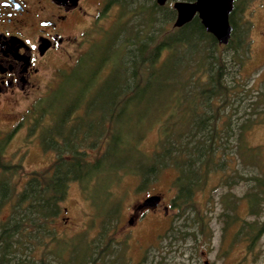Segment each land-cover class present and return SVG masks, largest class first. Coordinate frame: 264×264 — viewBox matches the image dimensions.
<instances>
[{
  "label": "trees",
  "instance_id": "16d2710c",
  "mask_svg": "<svg viewBox=\"0 0 264 264\" xmlns=\"http://www.w3.org/2000/svg\"><path fill=\"white\" fill-rule=\"evenodd\" d=\"M109 3L117 4L113 26L119 30L106 31L111 39L105 46H97L82 67L77 62L89 50L81 54L70 74H62L54 88L61 87L60 94L50 102L42 99L44 127L38 129L39 136L43 149L55 151V160L43 174L30 175L45 191L39 200L43 216L52 214L65 198L68 183L76 182L93 207L90 227L97 231L93 236L82 231L70 241L54 239L36 264H122L111 234L122 207L113 190L126 176L136 180L139 191L163 171L173 173L169 207L175 213L162 234L168 245L177 235L186 240L202 232L199 192L214 197L223 189L219 198L225 218L228 197H234L231 189L237 185H243L244 192L234 197L230 208L244 201L249 214H257L264 204V168L247 142L251 116L257 113L254 106L264 103L263 93L252 101L250 85L242 87L249 80L241 75L247 30L234 25L228 42L218 45L196 17L179 27L167 26L174 16L154 0ZM154 15L160 26L155 27ZM92 97L96 102L89 104ZM99 126L102 138L93 151L85 152L80 146L84 134ZM151 133L154 138L146 148ZM1 149L0 144V154ZM59 161L66 163L64 176L53 168ZM13 166L0 161L2 173ZM102 179L107 180L100 183ZM96 195L105 201H94ZM4 239L9 242L0 233V253L7 262L12 257Z\"/></svg>",
  "mask_w": 264,
  "mask_h": 264
},
{
  "label": "rangeland",
  "instance_id": "374dc122",
  "mask_svg": "<svg viewBox=\"0 0 264 264\" xmlns=\"http://www.w3.org/2000/svg\"><path fill=\"white\" fill-rule=\"evenodd\" d=\"M248 8H254L255 11L252 9L253 15L250 11L244 13L252 23L248 32L243 33L247 59L241 69V75L243 78H249L242 87L247 89L250 85L249 95L253 101L258 94H264V35L260 34L263 31L264 7L257 10V1L252 0ZM117 13V4L110 5V8L102 12L93 25L81 35V40L78 36L81 31H75L80 41L78 48L69 51V56L61 55L56 63L57 68L42 81V90H46V94H42L45 96L41 99L34 98L35 104L29 109L0 115V161L15 166L9 168L8 172L2 173L0 170V233L7 237L9 242L4 239L2 244L9 245L12 257L6 262L0 253V264H15V261L19 264H36L47 247L53 244L54 239L70 241L82 231L88 236H93L97 231L96 227H90L93 207L83 196L76 182L68 183L65 198L58 203L52 214L43 216L39 210V200L43 199L45 191L39 181L30 178V175L33 172L43 174L55 160V151L43 149L42 138L39 136L38 129L44 127L42 99L44 102H50L52 96L60 94L61 87L56 90L54 88L61 80L62 74L66 73L64 77L70 74L68 71L81 54L89 50L88 55L78 60L79 66L91 59L89 55L96 54L97 46H105L110 41L111 36L105 32L111 28L112 32L119 30L118 25L113 26ZM155 15V27L160 26L157 23L158 16ZM172 20L170 19L167 26L171 27ZM239 30L242 31L240 28ZM95 102V97L89 100V104ZM254 107L257 113L251 116L253 124L247 142L256 150L257 159H260L264 168V103ZM45 114L43 120H47ZM92 128L95 127L88 129L91 133L87 131L80 143L85 152L93 151L94 145L103 136L101 126L95 130ZM153 138L151 133L144 141V147L149 148ZM65 167L66 163L60 161L53 165L55 172H60L61 176L67 171ZM66 178L64 177L65 180ZM172 178L173 173L170 170L163 171L147 188L137 191L136 180L126 176L121 178L122 185L114 188V194L121 198L122 207L111 237L120 263L203 264L206 260L208 264H264V204H261L257 214H249L244 201H237L236 205L230 208L234 197L243 195V185L231 189L234 197H228L226 218L223 216V198H219L223 189H218L214 197L208 191L197 193L198 205L202 215L204 214L202 232L193 236V239L190 236L184 240V235H177L176 242L170 245L164 242L163 231L175 213L169 207V199L173 195ZM106 180L102 179L100 183H105ZM214 181L210 182V187L215 185H212ZM210 187L208 190L212 189ZM151 194L161 196L157 209L144 211L136 222L128 224L133 206ZM93 199L104 202L106 197L96 195ZM2 230L7 231L8 235ZM142 260L144 263H141ZM107 262L112 263L111 258Z\"/></svg>",
  "mask_w": 264,
  "mask_h": 264
},
{
  "label": "flooded vegetation",
  "instance_id": "af4514ba",
  "mask_svg": "<svg viewBox=\"0 0 264 264\" xmlns=\"http://www.w3.org/2000/svg\"><path fill=\"white\" fill-rule=\"evenodd\" d=\"M174 1L162 4L174 16L171 27ZM251 1L232 0L228 14L231 29L236 25L248 32L252 21L244 13L254 14L255 9L248 8ZM255 1L257 10L264 7V0ZM109 8V0H0V115L29 109L35 104L34 98L45 96L42 81L57 68L61 55L69 56V51L78 48L75 31H81V40V35ZM193 17L201 24L196 12L189 20ZM262 20L260 34L264 35ZM159 204L137 212L135 222L144 211H155Z\"/></svg>",
  "mask_w": 264,
  "mask_h": 264
},
{
  "label": "water",
  "instance_id": "95a60500",
  "mask_svg": "<svg viewBox=\"0 0 264 264\" xmlns=\"http://www.w3.org/2000/svg\"><path fill=\"white\" fill-rule=\"evenodd\" d=\"M154 1L162 5L166 0ZM172 7L175 10L174 27H179L186 23L196 12L204 31L210 33L218 44L225 45L228 42L231 32L228 14L232 8V0H194L192 2L175 0L172 3ZM160 198L159 194H151L134 205L127 221L128 224L132 225L135 222L137 212L154 208ZM203 264L208 263L204 261Z\"/></svg>",
  "mask_w": 264,
  "mask_h": 264
}]
</instances>
